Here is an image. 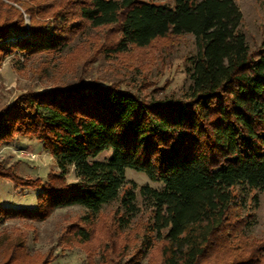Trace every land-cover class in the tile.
<instances>
[{"label":"trees","instance_id":"trees-1","mask_svg":"<svg viewBox=\"0 0 264 264\" xmlns=\"http://www.w3.org/2000/svg\"><path fill=\"white\" fill-rule=\"evenodd\" d=\"M0 0V62L5 55L58 52L86 27L117 36L95 51L112 55L143 48L157 38L189 33L198 53L186 67L190 82L180 95L156 99L116 83L58 84L28 91L0 110V144L17 135L37 139L59 173L21 177L1 171L17 187L35 189L34 207L0 204L7 217L44 219L56 207L82 205L89 215L66 232L93 239L101 206L118 199L111 219L129 225L135 184L127 168L160 182L138 186L151 200L140 248L127 264H139L157 243L159 264H264V242L245 232L253 218L241 189L264 185V47L252 51L239 29L234 0ZM45 19V20H43ZM27 32L24 35V32ZM19 34L12 41V35ZM96 43V42H95ZM105 149L109 156L95 158ZM72 167L75 182L65 180ZM96 214V215H94ZM71 229V230H70ZM27 252L24 239L0 241V264H48Z\"/></svg>","mask_w":264,"mask_h":264},{"label":"rangeland","instance_id":"rangeland-1","mask_svg":"<svg viewBox=\"0 0 264 264\" xmlns=\"http://www.w3.org/2000/svg\"><path fill=\"white\" fill-rule=\"evenodd\" d=\"M3 1L20 9L23 23L26 27L30 24L29 15L19 4ZM234 1L242 15L239 29L243 31L250 49L256 51L264 47V0ZM17 36L19 34L9 39L13 41ZM116 36L109 28L88 26L75 34L71 42L57 53L42 51L28 57L19 52L5 55L0 62V110L11 104L19 93L44 91L58 84L93 81L116 83L121 88L156 99L178 96L186 90L191 80L186 67L191 65L198 53L193 35L185 33L171 38H157L149 46H129L128 51L119 54L95 51L97 43L108 42ZM111 152V149H105L95 158L103 159ZM0 170H10L21 177H39L43 180L49 172L60 171L51 153L45 151L37 139L21 135L0 144ZM64 177L68 182L77 180L72 167ZM125 177L129 183L135 184L136 198L135 209L126 213L130 223L121 230L116 229L111 219L115 209H119V214L123 212L119 200L115 199L103 204L100 212L94 214L93 239L89 242L67 239L71 233L66 232V229L89 215V211L79 204L56 207L44 219L7 217L0 222V241L7 236L14 240L24 239L27 252L36 256V259L39 255L42 258L47 253L55 254L48 264H127L135 256L137 247L140 248L143 227L150 219L154 207L150 199L140 194L138 186L149 184L159 189L162 184L130 168L125 170ZM237 187L244 197L245 210L251 209L253 215L250 225L244 230L264 242V185L255 189ZM35 192V189L17 187L8 178L0 177V204L3 206L34 207ZM156 244L153 243L149 250H145L139 264H159Z\"/></svg>","mask_w":264,"mask_h":264},{"label":"built area","instance_id":"built-area-1","mask_svg":"<svg viewBox=\"0 0 264 264\" xmlns=\"http://www.w3.org/2000/svg\"><path fill=\"white\" fill-rule=\"evenodd\" d=\"M32 155H34V153H32Z\"/></svg>","mask_w":264,"mask_h":264}]
</instances>
